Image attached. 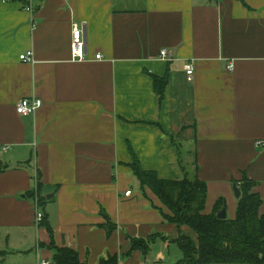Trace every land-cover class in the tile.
<instances>
[{"label": "crops", "instance_id": "1", "mask_svg": "<svg viewBox=\"0 0 264 264\" xmlns=\"http://www.w3.org/2000/svg\"><path fill=\"white\" fill-rule=\"evenodd\" d=\"M36 5L32 14L0 0V264H55L49 230L36 222L38 181L55 244L75 249L81 262L181 261L178 226L163 218L158 209L170 212L150 189L141 190L129 168L133 154L159 179L197 175L207 183L206 213L223 198L232 220L234 185L247 177L264 212V146H257L264 142V0ZM76 24L86 39L83 62L73 59ZM28 53L33 61H21ZM157 77L168 80L163 98ZM31 97L43 104L22 117L16 107ZM102 212L117 226L112 234L101 227ZM152 235L146 256L129 252L130 238Z\"/></svg>", "mask_w": 264, "mask_h": 264}, {"label": "trees", "instance_id": "2", "mask_svg": "<svg viewBox=\"0 0 264 264\" xmlns=\"http://www.w3.org/2000/svg\"><path fill=\"white\" fill-rule=\"evenodd\" d=\"M155 93L164 97L168 85L167 78H155ZM133 154V153H132ZM142 191L146 188L158 197L163 206L170 212L167 214L158 209L163 218L178 226V236L173 241L178 244L183 259L177 264H264V212L263 199L254 192L255 182L243 177L237 186L240 191L236 217L232 219H218V214L226 207L225 200L220 198L215 204L213 212L206 213L207 183L201 181L197 175H185L179 180L159 179L154 171L144 170L140 161L133 154V162L129 165ZM5 168L0 166V173ZM197 170V168H196ZM197 173V172H196ZM40 173L37 171L39 180ZM38 190L31 193L44 206L46 197H41L42 186L38 181ZM105 215L107 222L101 227L108 234L117 230ZM46 227L51 235L50 248L55 251V264H87L81 262L78 252L67 247H58L54 242V230L47 215L40 223ZM182 227H188L194 236L183 233ZM130 238L129 252L140 251L146 256L150 251L154 239ZM128 252V253H129ZM117 255L101 260L99 264H119Z\"/></svg>", "mask_w": 264, "mask_h": 264}, {"label": "built area", "instance_id": "3", "mask_svg": "<svg viewBox=\"0 0 264 264\" xmlns=\"http://www.w3.org/2000/svg\"><path fill=\"white\" fill-rule=\"evenodd\" d=\"M5 2H9V1H16L18 3H20L22 5V7L26 10L29 11L30 13H35L36 9H37V3L38 2H42L44 0H4ZM72 53H73V59L79 62H83L85 60V49H86V39L84 38L83 35V29L79 26V25H74L73 27V31H72ZM32 54L28 53L25 54L23 56H21V61L25 62H32L33 59L31 58ZM170 56L169 51L167 50H162L161 52V58L163 60H168ZM102 56L101 54H99L97 56V59H101ZM233 67V65L229 66V69H231ZM186 74H187V79L189 82H193L194 81V64L192 62H188L186 63ZM42 100H39L36 97H31V98H26L22 101L19 102V104L16 107V112L19 113L22 117H27V116H34L36 115V112L41 108L42 106ZM257 146L261 147L264 146V142L261 141L259 143H257ZM10 147H5L4 151L9 150ZM131 194V192L129 191L127 193V195L129 196ZM36 201V207H37V224H40L43 219H44V215L43 213L40 211L39 209V204L38 201ZM42 264H48L47 262H44Z\"/></svg>", "mask_w": 264, "mask_h": 264}, {"label": "water", "instance_id": "4", "mask_svg": "<svg viewBox=\"0 0 264 264\" xmlns=\"http://www.w3.org/2000/svg\"><path fill=\"white\" fill-rule=\"evenodd\" d=\"M234 190H235V195H237V197L239 198L241 195H240V191L238 189L237 184L234 185ZM217 217H218V219H226L227 218V211L225 209H222Z\"/></svg>", "mask_w": 264, "mask_h": 264}, {"label": "rangeland", "instance_id": "5", "mask_svg": "<svg viewBox=\"0 0 264 264\" xmlns=\"http://www.w3.org/2000/svg\"><path fill=\"white\" fill-rule=\"evenodd\" d=\"M192 234H193V233H192ZM192 234H191V236H193ZM187 235H190V234H187Z\"/></svg>", "mask_w": 264, "mask_h": 264}]
</instances>
